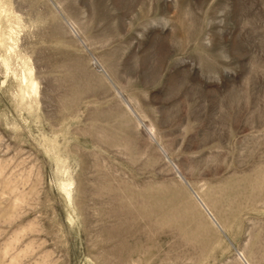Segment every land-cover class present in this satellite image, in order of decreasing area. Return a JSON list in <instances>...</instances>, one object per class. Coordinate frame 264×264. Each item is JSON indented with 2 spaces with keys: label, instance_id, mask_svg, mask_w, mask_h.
<instances>
[{
  "label": "rangeland",
  "instance_id": "rangeland-1",
  "mask_svg": "<svg viewBox=\"0 0 264 264\" xmlns=\"http://www.w3.org/2000/svg\"><path fill=\"white\" fill-rule=\"evenodd\" d=\"M0 264H264V0H0Z\"/></svg>",
  "mask_w": 264,
  "mask_h": 264
},
{
  "label": "bare ground",
  "instance_id": "bare-ground-1",
  "mask_svg": "<svg viewBox=\"0 0 264 264\" xmlns=\"http://www.w3.org/2000/svg\"><path fill=\"white\" fill-rule=\"evenodd\" d=\"M30 87H31V89H32L33 91L36 90L35 83H33L32 81L30 82ZM149 134H150V132H149ZM150 135H151V134H150ZM63 189H64V191L67 193V195L69 196V192L67 191V187L64 186Z\"/></svg>",
  "mask_w": 264,
  "mask_h": 264
}]
</instances>
